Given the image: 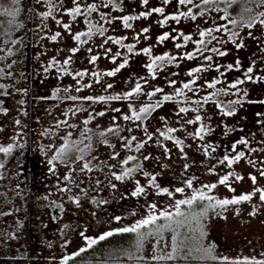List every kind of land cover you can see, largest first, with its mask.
I'll return each instance as SVG.
<instances>
[{
  "label": "rangeland",
  "instance_id": "1",
  "mask_svg": "<svg viewBox=\"0 0 264 264\" xmlns=\"http://www.w3.org/2000/svg\"><path fill=\"white\" fill-rule=\"evenodd\" d=\"M30 1L35 12L34 30L31 36L33 42L29 43L28 50L26 54L24 53V58L28 59V62L23 66V75L27 74L28 82L25 79V82L19 85L18 92L14 93L15 96L10 95L11 110L0 112V148L11 147L18 151L20 148L22 151L17 154V159L15 156L13 158V153L4 152L8 159L4 164L0 163L2 165L0 167V264H62L65 257H74L76 252L87 246L85 237L98 240L101 235L109 231L123 234L116 233V230L131 226L146 217L149 214L148 205L155 203L157 208L162 210L172 204L174 199L190 196L192 189H188L184 181L193 178L194 189L215 184L214 189L210 191L205 189V192L216 200L234 199L255 193L249 201L227 205L224 209L217 207L209 211L204 220V243L214 246V255L218 257L217 261L211 264H226L220 259L224 257L229 261L244 257L264 258L261 255L264 254V202L259 199L260 192L257 191L264 189V175H261L264 171V131L253 142L237 145L236 152H231L229 149L224 154L216 155L210 154L209 150L205 154L204 148H207V145L203 144L206 142L205 138L198 140L189 136L190 132L196 131L195 127L190 132L184 128L173 127L180 129L173 135L183 141L184 150L181 152L180 146L175 145L173 141L159 137L157 129L166 131L168 127L155 126L156 119L142 122L128 121L125 125L126 121L122 117L124 114H130L128 105L132 104L135 108L143 105L135 101L137 98L139 100L143 98L144 94L123 99L124 93L131 91L137 82L143 84L146 79L144 89L150 83L151 86L162 88L165 92L163 86L154 84L155 79L151 78L145 67L149 57L143 54H129L120 45L111 42L102 48L100 44L103 37L100 36L93 37L88 44L79 45L73 39V35L77 31L86 30V25L81 22L82 17L73 21L60 8L61 2L63 9L72 7L71 0H52V4L56 7L52 10V16L48 18L41 15L50 10L48 0ZM1 3L7 7L10 0H1ZM24 3L28 5L27 0ZM158 5V0H149L147 6L142 0H136L133 4H129L126 11L135 7L140 10L150 9ZM16 7L19 8V13L14 18L0 16V27L2 19L10 18L13 21L18 19L22 9L18 5ZM175 9L171 8L169 11ZM113 12L112 15L119 16L124 15L125 10L122 13L113 14ZM96 18V14H93V19ZM64 23L70 24L71 29L65 30L62 26ZM12 28L13 23L3 21L0 34H7L6 37H9ZM140 30L141 28L131 29L127 32L130 34V43L136 44L134 52L152 47V44L157 42L155 34L160 28L152 25V33L147 35L149 39L141 35L137 42L134 37ZM58 32L60 35L56 40H52L51 37ZM107 35L126 36L125 28L120 21H116L108 28ZM4 38L5 43L7 40ZM147 42L150 44L145 45ZM75 47H79L80 50L71 52L70 50ZM109 47L112 51L106 54L105 48ZM89 48L92 49L91 52L88 51ZM152 51L153 55L161 53L154 51L153 47ZM117 52L120 56L114 64L111 57ZM93 56L99 57L95 63L90 62ZM69 57H71L70 61L65 63ZM125 57L128 58L125 68L115 76L105 75L122 63ZM78 72L87 74L81 77L76 75ZM261 72L264 75V70ZM92 73H99V76H93ZM108 84H112L113 87L107 88ZM146 94L145 100L148 102ZM159 94L161 93H157L151 100L158 98ZM169 94L174 96V91ZM116 95L122 98L106 102L84 99L89 96L96 98ZM71 97L77 99L72 100ZM36 99H40L39 103L33 101ZM182 100V97L174 98L173 110L185 107V103L176 102ZM261 100H264V97ZM256 103L259 107H264V104L258 101ZM169 104L171 103H167V106ZM10 111L12 113H8ZM102 111L105 113L104 116L97 115ZM24 112H30L29 120L28 114ZM84 120H90V123L85 125ZM262 120L264 117L259 116L257 124L259 125V121ZM137 124L140 126L137 127ZM117 125L120 128L119 136L108 133L106 143L96 135ZM145 126L153 139L148 141L140 152L123 148L120 136L134 135L137 141L147 140L143 131ZM204 126L207 131L209 124L205 123ZM85 128L91 129L88 133L91 140H85L84 143L90 142L92 149L85 155L84 161L76 160L78 155L76 152L71 154V158H65L63 161L53 159L66 141L71 143L80 140ZM128 129L132 131L129 132ZM160 143L170 151L165 153ZM135 144L134 141L133 148ZM117 152L120 155L116 159H111L110 157ZM241 152L244 156L232 165H228L227 162L219 163L224 156L234 158ZM127 155H135L138 158V161L130 162L127 167L142 162L143 171L135 173L130 179L117 181L112 173H121L124 166L120 161ZM146 155L151 159L144 160L143 157ZM85 161L90 163L92 171L80 170ZM112 165L116 166L111 167ZM185 165L188 167L185 168ZM143 172L156 175V183L160 188L172 191L177 187H184L185 193H175L174 198L166 194L157 195L159 189L148 186V178ZM225 176L229 177L228 182L220 184V179ZM237 176L242 179H236ZM252 176L256 177L255 183L251 179ZM137 180L145 187V193L133 196ZM112 184H115V188L111 186ZM253 212L255 215H252ZM116 217H120L119 221L115 219ZM114 236L116 235L105 240L108 241ZM169 237L170 233H165V239ZM152 243L154 241L151 239L146 242L143 253L145 256L150 255ZM96 247H93L96 259L102 254L104 258H108V253L125 249V242L117 246L112 245L109 250L104 249L102 252ZM79 264L102 263L97 260H85L80 261ZM175 264H203V262L178 260Z\"/></svg>",
  "mask_w": 264,
  "mask_h": 264
},
{
  "label": "snow or ice",
  "instance_id": "2",
  "mask_svg": "<svg viewBox=\"0 0 264 264\" xmlns=\"http://www.w3.org/2000/svg\"><path fill=\"white\" fill-rule=\"evenodd\" d=\"M50 5V10L42 13L41 15L45 18L52 16V10L55 9L56 5L52 4V0H48ZM72 7L63 9L62 2L60 5L61 10H63L68 16L71 17L73 21H75L78 17H82V23L86 25V30L77 31L73 35V39L79 45L88 44L89 41L93 39L95 36L103 37V40L100 44V47H104V45L112 44L120 45L121 48H125L127 53L140 55L149 57V62L145 65L148 72L151 74L152 79L157 78V72L163 71L164 67L167 64H170L178 59H186V60H194L200 57H203V60L207 63V66L201 65L191 69L187 75L192 77V79L188 82L183 83L181 88H175L176 81L169 80L168 83L174 88V96L165 94L162 100H157L155 103H147L144 104L139 109L129 104L128 107L130 109V114H124L122 119L124 121H132V122H142L146 120L149 114L155 111L156 108L162 106L164 102L173 101L175 97H182V101H176L177 103H191L196 105V107H179L176 115L187 114L189 111L194 113H199L200 109L203 105L208 104L210 101H213L214 98L218 96H236L237 99L229 100L227 105L223 102L216 101L217 107L220 109L221 114L223 116H233L235 115L234 106H242L243 99L241 97L240 86L248 82H257L264 81V76H254L255 65L254 63L247 67V69L243 72V78H238L234 82L226 84L225 87H217L224 83L220 78L213 79L211 81H205L203 85L193 87V85H197V81L199 80V76L197 74L212 70V55H206L205 53L211 52L218 56L227 55L226 51H222L220 47L217 45H223L225 43L231 42L236 46V48L244 47L243 43H238V39L240 38V29H247V35L249 37H253L251 29L260 26L264 29V11H255L254 7L250 5H255L256 8L264 9V0H177L178 5L186 6V11H181L177 9L174 14H165V8L163 6L152 7L146 11L140 12L138 15H119L114 16L112 12H123L122 0H71ZM143 4L147 6L149 4V0H142ZM172 0H163V5H167L171 3ZM19 4V0H10L9 6H5L0 3V16L14 18L19 13V8L16 5ZM234 6H238V10L234 8ZM193 9H196L197 12L194 13ZM233 9L235 15H233L229 10ZM107 10V11H105ZM93 14H96V19H93ZM153 14H159L162 19L156 21L160 26H165L169 24V21L176 22L177 24L181 21V19H190L192 21L197 20L198 16L201 18L210 17L212 20V26H209L204 29H200L197 25L196 27V36L198 39H193L192 35H186L184 32L180 31L177 35H172L170 32H165L158 37V43L163 44L164 41L172 39V40H182V43H176L175 47L177 49H181L187 46L188 42H192L195 46L193 51L182 53L179 57L174 56L170 53H164L163 55H153L152 47H145L140 49L139 52H134L136 49V44L129 43L124 44L123 41L127 40L128 37L120 36L114 37L112 35H107L108 28L111 27L116 21H120L122 26L125 29H132L133 24L132 21L140 20L142 18L151 17ZM207 22V20H205ZM9 24L12 23L10 19L8 21ZM107 25L108 27H105ZM63 28L65 30H70L71 25L68 23H64ZM150 31V28L145 27L142 28L139 32L135 34V40L139 42L141 35L144 36L145 39H149L147 33ZM172 32H177L176 29H173ZM220 34V35H217ZM226 35V38L224 36ZM60 33H56L51 37L52 40H56ZM211 46V47H210ZM79 47L72 48L70 51L75 53L78 52ZM88 51H92L91 48ZM112 49L105 48V53H110ZM120 56V53L117 52L112 55L111 60L112 63H116L117 57ZM98 56H93L91 58V63H95L98 59ZM71 57L65 61L68 63ZM128 64V58L125 57L123 62L120 63L114 70L108 71L105 73L107 76H115L118 72H120L123 68H125ZM220 65L215 66V71L220 73V76H223L225 73L220 72ZM240 62L237 61L235 68L233 64L227 65V70H239ZM86 72H78L77 76H84ZM93 76L98 77L99 73H92ZM175 75V74H173ZM143 79V78H141ZM147 83V80H144ZM91 87V85H88ZM112 84H108L107 88H112ZM202 88L213 89L214 91L208 93L204 97L200 99L190 100L187 96L188 92H192L194 95H199V92ZM79 90V89H78ZM162 88H155L152 92L147 93V97L149 101L153 96H156L157 93H162ZM143 94V85L137 82L134 88L131 91L124 93L123 99H130L133 96H138ZM244 96H247V92L243 93ZM122 97L119 95L116 96H100L93 98L91 96L85 97L84 99L88 101H101L106 102L109 100H120ZM72 100H76L77 97H71ZM258 103L264 104V100L258 101ZM113 111H120V109H113ZM99 116H104L105 113L99 112L97 113ZM258 116H264V114L258 113ZM115 119V118H114ZM203 117L199 114L195 115L193 119H187L185 123L187 125H194L200 122L199 128L194 133H189V136H193L199 138L200 140L204 139V136L207 134L204 124L202 123ZM19 123V121H17ZM83 123L85 125L90 123V120H84ZM264 123V120L261 121ZM140 125L137 124V127ZM74 127V126H73ZM180 129L169 127L166 131H161L157 129L159 137H162L164 140L173 141L175 145L180 146V151L183 152V141L179 138H176L173 133L177 132ZM129 132L132 129H128ZM147 140L137 141L136 136H120L119 139L122 141L123 148L129 151L140 152L146 145L148 141L153 139L152 134H149L147 131V127L145 126L143 129ZM210 131V129L208 130ZM91 132V129L85 128L81 133V139L78 141H72L71 143L65 142L62 147L56 153V156L53 159L62 160L65 158H71V154L73 152L78 153L76 156L77 161H84L85 155L89 154L92 149L91 143L85 144V140L90 141L91 137L88 133ZM120 128L117 125L116 127H109L106 131H100L96 133L98 137H100L103 142L106 141V137L108 133H113L119 136ZM71 134L69 133V136ZM136 142L135 147L133 148V142ZM159 143V141H158ZM238 143L247 145L248 141L246 139L240 140ZM84 145L81 147L80 145ZM160 146L164 148L165 153H168L170 150L160 143ZM111 147H115L111 145ZM235 149V145H233ZM215 151V148L212 149ZM11 147L8 148H0V152H10ZM205 154H207L208 149L204 148ZM120 154L114 153L110 158L116 159ZM244 156V153H238L234 158H229L228 156H224L219 163L223 164L225 162L228 165H232L233 163L239 161ZM95 158V157H94ZM144 160L151 159L150 156H144ZM138 161L137 156L135 155H127L124 157L120 164L124 166L120 174L112 173V176L117 181L125 180L126 178L130 179L135 173L143 171L142 162H137L132 167H127L130 162ZM116 165H112L111 167H115ZM2 167V165H0ZM188 166L185 165V168ZM81 171L87 170L92 171L90 167V163L85 161L81 166ZM143 175L148 178V186L159 189L157 195L166 194L170 198H174L175 193L184 194V187H177L174 190L170 191L167 188H160V185L156 183L157 176L153 175L149 172H143ZM261 175H264V171L261 172ZM194 179V178H193ZM193 179H187L184 181V184L188 189H192V193L190 196H186L183 199H174V202L170 204L165 209H158L155 203L148 205L149 214L138 220L135 224L119 228L116 230V233H132L135 234L134 242L127 249H122L119 252H110L108 253V259L102 264H117L120 260L133 261L134 264H175L178 260L184 261H197L203 262V264H211V262L217 261L218 257L214 255V246L205 245L204 243V220L208 216L210 210H215L217 207L220 209H224L225 206L231 204H239L243 201H249L252 199V196L255 193L241 195L238 198L234 199H223L216 200L213 196L208 195L205 192V189L209 191L216 187L215 184L212 185H204L201 189L193 188ZM229 177H222L219 181L220 184H226L228 182ZM236 179H242V177L237 176ZM253 183L256 182V177H251ZM136 188L132 193L133 196H140L145 193V187L140 185V181H135ZM115 188V184L111 185ZM234 191V189H232ZM260 192L259 199L264 202V189H258ZM252 215H255L253 212ZM119 221L120 217L115 218ZM165 233H170V237L165 239ZM115 233L109 231L103 235H101L98 240L97 239H86V247L81 248L78 252L74 254V256H81L82 253L87 252L92 248L93 245H96L99 241H103L108 237H111ZM153 240L151 253L148 256H145V244L149 240ZM264 256V254H261ZM73 256L65 257L62 264H69V261L72 260ZM223 259L226 264H264V258H256V257H244L240 260H231L229 261L227 257L220 258Z\"/></svg>",
  "mask_w": 264,
  "mask_h": 264
},
{
  "label": "flooded vegetation",
  "instance_id": "3",
  "mask_svg": "<svg viewBox=\"0 0 264 264\" xmlns=\"http://www.w3.org/2000/svg\"><path fill=\"white\" fill-rule=\"evenodd\" d=\"M136 0H122V7L123 10H125L124 15H138L142 11H146L148 9L142 8V10L135 7L133 10L130 9V11H126L127 8H129V4H133ZM28 5L26 6V11L22 14L20 19L23 21L25 28L20 33L21 39H23V48L21 52V56L18 55V53L14 52L12 54L11 48L15 44V42H9L7 45H5V51H2V45H0V112L4 110H11L10 109V95L15 96L14 93L18 92L19 85L21 83L28 82V76L27 74L23 75V66L28 62V59L24 58L26 54V51L28 50L29 43L33 42V39L31 40V36L33 35V18L35 15L33 5L31 4L30 0H27ZM159 6H163L165 8V14H174L177 10V8L181 9L182 11H186V6H180L177 3V0H172L171 3L167 5H163V0H158ZM251 7L255 8V11H264L262 8H256L255 5H250ZM30 7H32V12L29 11ZM171 8H176L175 10L169 11ZM236 10H238V6H234ZM29 9V10H28ZM233 15H235V12L233 9L229 10ZM193 12L196 13L197 10L193 9ZM115 12H113L114 14ZM162 19V17L159 14H153L151 17L148 18H142L140 20L132 21L134 30L142 29L145 27L150 28V31L147 33V35L152 33V25H155V28H160V31L157 32L155 35L157 37V42L152 44L153 50L160 51V54L157 55H163L164 53H170L174 56H180L182 53L193 51L195 46L192 44V42H188L187 46L181 49H177L175 47L176 43H182V40H166L163 44L158 43V37L162 35L165 32H170L172 35H177L178 32L182 31L186 35H192L193 39H198L196 36V27L197 25L202 30L204 28H207L209 26H212V20L210 17L201 18L198 16L197 20L192 21L190 19H181V21L177 24L176 22L169 21L168 25L160 26L156 21ZM207 20V22H205ZM173 29H176L177 32H172ZM131 29H125V35L128 37L127 40H124V44H129V37L130 34H127V32H130ZM240 38L238 39V43H243L244 47L242 48H236L234 44L231 42L225 43L223 45H217L221 48L222 51H226L227 55L225 56H218L214 53L208 52L205 53L206 55H212L213 61L212 63V70L205 71L202 73L197 74L199 76V80L197 81V85H193V87H197L200 85H203L205 81H211L216 78H220L222 81H224L223 84L218 85L217 87H225L226 84L234 82L238 78H243V72L254 63L255 70L253 75L254 76H264L261 72V70H264V29H262L260 26H257L256 28L251 29V32L253 34V37H249L247 35V32L249 30L247 29H240ZM19 34L14 35V40H17V36ZM220 35V34H217ZM227 34H224L226 38ZM13 40V39H12ZM150 43H145V45ZM211 47V46H210ZM160 48V49H158ZM125 49V48H124ZM126 50V49H125ZM11 52V57L6 58L2 60V56H6L8 53ZM240 62V69L239 70H227V65L233 64L234 68L236 65V62ZM208 62H205L203 60V57H200L198 59L194 60H186V59H178L170 64H167L166 67H164L163 71L159 75L160 71L157 74V78L153 81L154 84H157V86H163L165 92L159 94V97L150 100L146 102V92H152L156 86H151L149 83L148 86L144 89L143 86V94L144 97L140 100L137 98L135 103H155L157 100H162L163 96L165 94H169L172 91H174V88L168 83L169 80H175L176 85L175 88H178L183 85V83L188 82L192 79V77H189L187 73L197 67V66H207ZM176 65V66H175ZM220 65V72L225 73L223 76H220V73L215 71V66ZM175 74V75H173ZM146 83H143L144 85ZM3 89H2V88ZM6 88V89H5ZM170 88V89H168ZM214 91L213 89L207 90L206 88H203L199 95H194L192 92H188L187 96L190 100L200 99L207 95L208 93ZM241 91V97L243 99L242 106H234L235 115L233 116H223L221 114L220 109L217 107L216 101L223 102L225 105H227L229 100L237 99L236 96H218L214 98L213 101H210L208 104L203 105L200 109L199 113H194L192 111H189L186 116L183 114H180L179 116L176 115V112L178 111V108L176 110H173V102L167 101L162 104L161 107L156 108L155 111L151 112L148 116V119L145 121H148L150 119H156L154 122L155 126L159 125H165L166 127H178V128H184L187 129L189 132L195 127L197 130L200 126V122L194 125H187L185 121L187 119H193L195 115L199 114L203 117L202 123L203 124H209L208 130L206 131L207 134L204 136L206 139V142H204V145H207V149L210 152H218L221 154H224L225 151L231 150V152H236V146L240 145V143L237 142L238 139V131L239 127H241V124L239 122V119L241 120V117L244 116L245 119V126L247 128L246 131L249 133L254 130L252 120V115H258V113L264 114V107H259L256 103V101L261 100L264 97V81H257V82H248L246 81L245 84L240 86ZM169 92V93H168ZM247 92V96H244L243 93ZM170 95V94H169ZM31 97V96H30ZM29 97V99H30ZM2 99V100H1ZM8 99V101H7ZM6 100V101H5ZM4 101V102H3ZM37 103H39L40 99L33 100ZM42 101H48L47 99H42ZM167 103L169 106H167ZM142 105V106H143ZM191 103H185V107L193 108L196 107V105H193ZM142 106H138L137 109H139ZM12 113V111L8 112ZM28 114V120L30 119L29 113L30 112H24ZM192 116L190 117V115ZM249 115V122L248 123V116ZM27 120V118H26ZM128 121L125 122V125ZM24 123V122H23ZM28 123V122H27ZM22 124V123H19ZM255 124V123H254ZM128 126V125H127ZM253 136V135H252ZM254 137V136H253ZM199 140V138H198ZM233 145H235V149L233 148ZM25 147V146H24ZM26 148V147H25ZM215 148V151L212 149ZM18 150L12 149L9 153H13V158L15 156V159H17V154L19 155L21 151L20 148ZM25 150V149H23ZM14 151H17L16 153ZM4 153V152H1ZM5 154V153H4ZM233 154V153H231ZM8 159V157L5 160H2L0 158V163H3Z\"/></svg>",
  "mask_w": 264,
  "mask_h": 264
},
{
  "label": "trees",
  "instance_id": "4",
  "mask_svg": "<svg viewBox=\"0 0 264 264\" xmlns=\"http://www.w3.org/2000/svg\"><path fill=\"white\" fill-rule=\"evenodd\" d=\"M25 0H19V4L18 6L22 9L21 15L18 17V19H11L12 23H13V28H12V33L10 34L9 37H6L7 34H0V45H2V51H5V45H7L10 41L15 42V44L13 45V47L11 48L12 50V54H14V52L18 53V55L21 56V52H22V48H23V39H21V32L23 31V29L25 28L23 21L20 19V17L22 16V14L26 11V5H25ZM1 3V0H0ZM29 10V9H28ZM32 12V7H30V10ZM9 21L10 18L8 19H2V24L1 27L3 25V21ZM11 23V24H12ZM8 25V24H7ZM0 27V28H1ZM6 27V25L3 27V29ZM19 34L17 36V40H14V35ZM4 35V36H3ZM5 37V38H4ZM3 38L6 39L7 41L4 43L3 42ZM13 39V40H12ZM7 52V51H6ZM8 54L6 56H2V60L4 59H8L11 57V52H7ZM2 88V87H1ZM3 89V88H2ZM6 89V88H5ZM248 116V123L249 122V115ZM258 115H252V120L251 122L253 123L252 125L256 128H254V130L252 132H248L246 131L247 128L245 126V119L244 116L241 117V120L239 119V122L241 124V127H239V135H238V139L237 142H239L242 139H246L249 142H253L254 139H256L258 137V135H262L263 131H264V123H261V121H259V125L257 124L258 122ZM264 117V116H261ZM255 123V124H254ZM254 137H253V136ZM210 154H216L219 155L220 153L218 152V150L216 152H211ZM0 158L2 160H5L7 158L6 154L4 153H0ZM116 236L112 237L110 240L106 241H100L98 242L96 245H93L91 249H89L87 252L82 253L81 256H74V258L72 260L69 261V264H79L80 261H94L97 260L98 262H104L106 261L108 258H104V255L102 254V256L98 259H96L95 255L93 254V247L97 246L96 249H99V252H102V250L107 249L109 250L110 246H117L119 244H122L125 242V249L129 248V246L134 242L135 240V234L132 233H123V234H114ZM120 235V236H118ZM124 261V262H123ZM133 261H127V260H120L117 262V264H127V263H131Z\"/></svg>",
  "mask_w": 264,
  "mask_h": 264
}]
</instances>
